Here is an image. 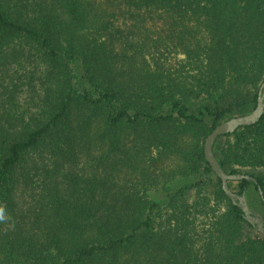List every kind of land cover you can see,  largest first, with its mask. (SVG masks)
Returning <instances> with one entry per match:
<instances>
[{
  "label": "trees",
  "instance_id": "obj_1",
  "mask_svg": "<svg viewBox=\"0 0 264 264\" xmlns=\"http://www.w3.org/2000/svg\"><path fill=\"white\" fill-rule=\"evenodd\" d=\"M263 82L264 0H0V264H264Z\"/></svg>",
  "mask_w": 264,
  "mask_h": 264
},
{
  "label": "water",
  "instance_id": "obj_2",
  "mask_svg": "<svg viewBox=\"0 0 264 264\" xmlns=\"http://www.w3.org/2000/svg\"><path fill=\"white\" fill-rule=\"evenodd\" d=\"M264 113V82L262 83L258 96L257 106L249 113L243 115H235L217 124L207 135L204 143V153L207 161L212 166L213 171L221 178L222 187L228 197L236 205H239L245 215V218L264 235V216L252 211L246 191L239 193L232 189L229 185L230 180L257 179L248 173H229L223 169L214 152V142L218 136L235 132L240 126L251 125L257 123ZM262 194L261 187L259 188ZM263 195V194H262Z\"/></svg>",
  "mask_w": 264,
  "mask_h": 264
},
{
  "label": "clouds",
  "instance_id": "obj_3",
  "mask_svg": "<svg viewBox=\"0 0 264 264\" xmlns=\"http://www.w3.org/2000/svg\"><path fill=\"white\" fill-rule=\"evenodd\" d=\"M11 222V217L3 206H0V224H8Z\"/></svg>",
  "mask_w": 264,
  "mask_h": 264
},
{
  "label": "rangeland",
  "instance_id": "obj_4",
  "mask_svg": "<svg viewBox=\"0 0 264 264\" xmlns=\"http://www.w3.org/2000/svg\"><path fill=\"white\" fill-rule=\"evenodd\" d=\"M157 194V193H156ZM154 196H155V194H154ZM258 214H260L261 215V213H258Z\"/></svg>",
  "mask_w": 264,
  "mask_h": 264
}]
</instances>
